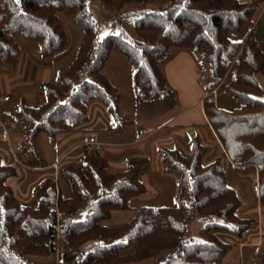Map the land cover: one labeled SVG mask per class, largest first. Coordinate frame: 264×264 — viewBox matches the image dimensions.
<instances>
[{
    "label": "trees",
    "instance_id": "16d2710c",
    "mask_svg": "<svg viewBox=\"0 0 264 264\" xmlns=\"http://www.w3.org/2000/svg\"><path fill=\"white\" fill-rule=\"evenodd\" d=\"M101 4L111 13L134 16L138 40H130L125 31L99 39L92 0H0V61L6 65L19 62L17 35L37 43L46 59L65 52L70 44L65 12L82 31L73 60L45 85V102L38 107L22 103L15 113L26 136L24 144H33L40 134L55 140L72 133L90 120L93 102L116 117L121 94L105 69L117 55L134 68L136 104L176 103L162 64L172 52L188 51L198 59L200 84L207 95L234 71L224 89L239 106L225 110L207 98L204 110L233 165L257 169L264 205V89L257 80L264 76V50L255 29L242 41L231 37L255 27L264 0H101ZM126 6L134 9L124 13ZM207 153L197 136L189 154L164 149L163 163L178 176L177 205L141 206L120 226L107 224L113 213L130 209L135 198L147 193L142 163L108 175L102 162L85 157L83 165L64 169L72 197H63L58 182L49 178L35 189L37 204L31 207L19 202L8 184L16 167L0 157V264H33L27 257L55 253L59 237L64 255L71 252L78 264L138 263L157 259L167 250L175 254L157 264H225L234 245L223 233L242 237L256 219L238 213L241 200L228 183L222 161L206 163ZM196 219L205 225L194 242L191 229ZM251 264H264V254Z\"/></svg>",
    "mask_w": 264,
    "mask_h": 264
},
{
    "label": "crops",
    "instance_id": "0c3cea01",
    "mask_svg": "<svg viewBox=\"0 0 264 264\" xmlns=\"http://www.w3.org/2000/svg\"><path fill=\"white\" fill-rule=\"evenodd\" d=\"M101 10L107 16H120L108 12L102 4ZM262 13L264 7L258 15ZM19 43L21 54L15 66L0 61V98L10 96L7 102L0 105V118L10 121L9 142H2L0 139V156L6 165L17 169L16 175L9 179L8 184L19 202L35 207L37 203L34 192L41 182L49 178L58 182L64 163L81 166L85 157L91 156L105 165L108 175L142 163V180L147 187V193L135 198L130 209H134V203L138 204L135 211L147 204L153 207L175 206L178 177L165 167L162 161L163 150L178 149L184 154H189L191 140L197 136L208 148L205 162L217 159L222 161L228 183L241 199L238 213L243 217L253 215L250 218L256 219V224L242 237L223 233V236L234 245L232 250H236L234 254L232 250L230 251L225 258V264H251L258 255L264 254V205L259 201L257 169L254 167V173L248 174V168H236L216 136L204 110V101L208 95L200 84L201 69L194 54L177 50L165 59L162 69L169 87L176 94L177 101L172 103L169 100H160L152 104L134 103L133 68L126 76L128 102L125 101L122 80L118 75L107 73L115 64L121 63V59H118L121 56H114L107 65L105 74L121 94L120 111L117 116L113 117L101 103L93 102L89 110L90 120L86 124L78 126L72 133L59 135L55 140L48 139L54 156L49 160L44 157L40 161H32L28 153H24L20 158L13 150L12 136L21 140L23 144L25 142L21 127L13 123L16 122L14 115L22 103L36 107L35 105L40 106L45 102V85L56 80L58 72L73 60L77 50L68 52L67 49L52 59H46L37 43L25 40ZM116 70L118 67H115ZM233 76L234 71L218 91L225 88V84ZM215 103L218 105L217 99ZM16 127L18 135H15ZM140 130L150 132L140 138ZM89 137H96L97 142L104 145L101 146L100 152H90L87 149L86 140ZM16 161H20L19 165ZM253 190L256 197L252 195ZM134 214L130 212L124 217L120 216L118 220L126 221ZM204 225L203 222L195 221L192 229L198 233Z\"/></svg>",
    "mask_w": 264,
    "mask_h": 264
},
{
    "label": "rangeland",
    "instance_id": "374dc122",
    "mask_svg": "<svg viewBox=\"0 0 264 264\" xmlns=\"http://www.w3.org/2000/svg\"><path fill=\"white\" fill-rule=\"evenodd\" d=\"M130 7H132V6H126L124 13H127L128 11H132L133 9ZM92 11H93L94 18H95L97 25H98V38L99 39L102 40L106 36L117 35L120 32L125 31L130 40H138L136 31H135V26H134V23H135V17L134 16H130V17L125 16V15L124 16H114V17H112L111 15L107 16V15L103 14V12L101 10L100 0H92ZM62 18H63V21L66 25V29L68 30V34L70 37V44L68 46V52H75L78 49L80 42H81V39H82L81 29L78 26V24L75 23L71 19V17L69 16V14L67 12L62 14ZM263 18H264V13L256 16L255 17V24H254L255 27L245 28L239 34L232 35L231 36L232 39L235 41H242L245 39V37L248 34H250L255 29L256 30V36H257V38L259 36L258 40L260 41V44L264 50V19ZM17 40L19 42L23 41V39L21 38L20 35H17ZM118 59H121V63L115 64V66H113V68H111L110 70H107V73L108 74H115V75H118L120 77V79L122 80V82L124 84L122 88H124L125 101L128 102L127 91H126V86H128V85H127L126 76H128L129 71H133L134 68L126 58L121 56ZM115 67H118V70L115 71ZM205 69H208V68L205 66ZM257 80H258L259 84L262 86V88L264 89V76L258 75ZM223 85H221L220 87H222ZM129 87H130V85H129ZM217 88L219 89V87H217ZM218 89H217V91H218ZM219 91H221V92H219ZM219 91L217 92L218 94L216 95V99H217V103H218L220 108L225 109V110H232L233 108H236L239 106L238 105L239 102L237 100H235L228 92H226V90L224 88H221ZM133 93H134V90H133ZM44 94H45V91H44ZM208 95H210V94H208ZM44 100H45V98H44ZM263 100H264V96H263ZM35 106L38 107L39 105H35ZM100 107H102V106H100ZM91 113H93L92 109H91ZM98 113H101V112H98ZM13 123L17 124L18 126L21 127V124H19L17 122H13ZM122 124H123V121H122ZM9 129H8V131H9ZM15 131L17 132L15 135H18V127L15 128ZM147 132L149 133L150 131H147ZM1 133H2V131H1ZM23 137L26 140L25 134ZM0 139H1V134H0ZM48 139L49 138L45 134H40L39 137L36 139V141L33 144H23L21 140H19L15 136H12L13 150H14L15 154L18 155L20 158L24 153H28V155H30L29 159H31L32 161H34V160L40 161L41 158L44 159V157L47 160H49L54 155L51 152V147L48 144V141H49ZM1 141L2 142H9V139H8V141H3V140H1ZM207 154L205 156V159L207 157ZM205 159H204V161H205ZM16 164L19 165L18 161H16ZM67 165H68V163L67 164L64 163L61 167V176H60V179L58 180V185L62 191L63 197L70 198L74 195V192H73V188H72V185L70 183V180L68 179V177L64 171V169ZM165 167H166V165H165ZM254 169H255L254 166L248 167V169H247L248 174L254 173V171H255ZM170 172H173L177 176V173L175 171H170ZM252 192H253L252 195L254 197H256L254 190ZM242 198H244L243 195H242ZM141 205H139V206H141ZM136 206H138V204L134 203V205H133L134 209H128V210L120 211V212H114L112 219L109 221L108 224L111 226H120V225L125 224L132 216L129 219H127L126 221H122L121 219L120 220H118V219L120 218V216L124 217L125 215L130 214V212H132V214H134L133 211H135ZM146 206H151V205L147 204ZM252 216L253 215L247 216V217H252ZM80 219H82V218H80ZM195 221L201 222V220H199V219H196ZM191 230L193 231V233H192V238L194 239L193 241L197 242L198 233H195L194 229H191ZM225 240L227 242H230L228 240V238H225ZM60 244L62 245L60 255L57 252H55L53 254L46 255V256H44V255L30 256L27 258L33 264H78L79 258L73 259L71 252H67V254L65 256L64 251H66V248H65L62 240H61ZM234 253H236V250L233 249L232 254H234ZM174 254H175L174 250H167V251L162 252L157 257V259H147V260H144L142 262L131 263V264H157L158 261H164Z\"/></svg>",
    "mask_w": 264,
    "mask_h": 264
},
{
    "label": "built area",
    "instance_id": "2783aa9c",
    "mask_svg": "<svg viewBox=\"0 0 264 264\" xmlns=\"http://www.w3.org/2000/svg\"><path fill=\"white\" fill-rule=\"evenodd\" d=\"M216 95H217V89L213 90L212 93L210 95H208V98L215 102L216 101ZM10 99V96H5V97H1L0 98V105H2L3 103L7 102ZM0 128H1V140L3 141H8L9 139V131L8 129L10 128V121H8L7 119H2L0 118ZM149 133L145 130H140L139 131V135L140 138L145 137L146 135H148ZM101 146H104L103 144H100L97 142L96 137H89L86 140V147L90 152H100ZM18 163H20V161H18ZM59 217H62V214H59ZM62 238L59 237L58 239V244H57V249L56 252L60 255L61 254V247L62 245L60 244Z\"/></svg>",
    "mask_w": 264,
    "mask_h": 264
}]
</instances>
